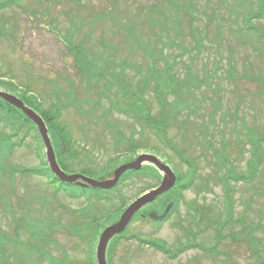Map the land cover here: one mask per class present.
<instances>
[{
    "label": "rangeland",
    "instance_id": "374dc122",
    "mask_svg": "<svg viewBox=\"0 0 264 264\" xmlns=\"http://www.w3.org/2000/svg\"><path fill=\"white\" fill-rule=\"evenodd\" d=\"M1 1L12 4L0 10V90L36 98L44 111L56 103L64 106L60 121L69 134L71 154L80 153L73 166L78 173L92 170L94 178L107 169L110 174L111 166L129 156L124 146L115 145L116 134L110 128L114 125L125 138L139 140L134 143L139 148L136 154L155 155L183 182L185 163L153 131L143 128L138 112L123 111L117 85L111 92L104 86L114 77L130 90L147 82L145 106L159 114L156 76L147 71L151 58L141 50L144 45L149 52L155 49L158 75L179 81L181 92H169L167 100L173 102L180 92L186 107L178 119L187 123L181 131L170 129L167 138L183 157L194 160L196 178L165 222L142 219L146 213L136 218L124 238L109 248L107 262L111 256L110 264H264V0H194L198 11L193 24L200 32L192 34L187 18L182 19L177 37L171 30L169 39L162 35L166 46L155 40L148 21L151 13L158 18L157 12L143 11L155 0ZM99 12L113 14L115 24L109 16L95 19ZM130 23L136 25L139 37L144 34L141 49L126 39ZM78 45L82 52L74 55L70 47ZM84 54L95 65L94 79H88ZM122 101L129 103L130 98ZM6 133L11 128L0 124V137ZM19 136L0 139V235L4 236L0 263L53 264L57 259L88 264L89 255L95 259L99 233L114 221L111 212L121 203L68 198L44 177L11 173V167L37 168L45 160L33 131L20 141ZM253 145L259 160L255 176L248 183L232 180L248 173ZM159 181L143 177L123 182L119 188L124 208ZM225 182L233 202L228 222ZM202 206L211 211L200 217L196 210ZM86 221L104 225L94 241L95 226L85 231L78 227ZM211 221L224 225L217 232ZM254 228L248 238L255 245L252 249L245 241L234 243L229 238L242 229L236 237H247ZM217 235L222 238L214 245ZM150 242L169 250L187 246L186 242L193 247L170 262ZM197 246L214 247L213 256Z\"/></svg>",
    "mask_w": 264,
    "mask_h": 264
},
{
    "label": "trees",
    "instance_id": "16d2710c",
    "mask_svg": "<svg viewBox=\"0 0 264 264\" xmlns=\"http://www.w3.org/2000/svg\"><path fill=\"white\" fill-rule=\"evenodd\" d=\"M11 4L12 1L8 3L7 1L2 2L0 0V10L2 8H6L7 6H10ZM163 4L167 5L166 9H164ZM143 11L150 13L152 11L157 12L158 18H154L151 13V18L148 21L152 28L151 31L155 35V40L161 42L164 46H166V44L162 42V35H164L169 39L170 38L169 30H171L174 32V36L177 37L181 33L179 22L182 19L187 18V21L189 23V28L191 29L192 34H194V32H200L199 28L193 24V21L196 20L195 13L198 11V8L196 7V3H194V0H155V3L150 4L149 8L148 9L145 8ZM158 11L161 13L162 19H160V14ZM112 15L101 14L99 12L97 13V17H95V19L96 18L100 19L109 16L111 17L113 24H115V20ZM251 18H255V16L250 15V19ZM144 22L146 21L144 20ZM135 27L136 25L132 23H130V25L126 27L128 34V35L126 34L127 35L126 39L129 43L137 42L138 48L141 49L142 39L144 37V34H142V36L139 37L136 34ZM79 46L81 45L71 46L70 52H74V55H80L82 49ZM147 47L149 46L144 45L141 50L143 51L146 57L151 58L150 59L151 65L147 67L148 73L154 74L156 76V94H157L156 98L160 105V111L157 116L155 114L150 113L148 108L145 106L143 91L147 87V82H145V84L143 85L137 84L135 90H130L128 88L129 85H125L126 83H124L123 85L124 81L120 80L118 77H114L115 80L113 81V83L107 80L105 81L104 86L106 91L111 92L114 86L117 85L118 91L121 93V96L120 98H118V100L121 101V107L123 111L138 112L145 126L143 128L145 129L147 128L153 131L162 141H164V143H166L171 148L173 152H175L180 157L181 162L185 163V165L187 166V173L184 176V181L181 182V177H179V175L176 174L177 181L175 186L170 191H168L161 197L157 198L153 204L149 205L145 209L146 216L145 218L142 219L149 220L148 212L150 210L154 209L159 213L166 206L168 201H174V205L171 208L169 215L163 220L164 222L177 209V206L182 199L183 191L189 189L192 186L193 180L196 178L197 166L193 159L183 157L178 151L177 145L173 143L171 139L167 138V134L170 129H177L178 131H181L183 130V125L187 123L185 119L182 120L178 119V117L181 115V110L184 107H186L185 99L183 98V96L180 95L181 89H179L180 87L177 86L179 81L176 79L175 76L167 75L168 77L166 79H163L158 75L157 66H156L157 59L155 58V56L157 55L155 54V49L150 48L149 50H151L152 52H149L147 51ZM159 54L160 56H163L162 52H160ZM81 59L83 60L81 61L86 65V70H89V72L91 73V75H88V79L96 78L97 72L95 70V65L92 63L91 60L90 61L88 60L87 54L82 55ZM103 65H104V69L108 68V65L106 63ZM123 69L124 68L122 67L121 71H123ZM175 89H177L180 92L176 95L177 97L173 102H169L167 100V96L169 92L175 93ZM127 97L130 98L129 103L122 101L124 98ZM19 98L25 103V105L33 109L44 120L46 127L48 129V134L51 138L52 145L54 147L56 160L58 162L59 167L67 174L78 173L76 172L77 170L76 171L73 170V166L77 163V162L75 163V160L78 158L80 153L78 154L76 152H73L71 154V150H70L71 140L65 126L60 121L61 110L64 106L61 103H56L55 105H52L48 111H44L41 108L39 101H37L36 98L29 99L24 96H21ZM0 124L11 128V133L2 134L0 139L2 138L5 140L7 137L10 138L20 134L19 136V141H20L22 138L27 137L30 131H33L34 138L37 142V146L39 148H43L35 126L18 109L7 104L2 99H0ZM110 128L116 134V143H115L116 147L121 148L124 146L125 149L130 153L124 162L130 160L133 156L136 155L137 150L139 149L134 147L135 141H139V140L134 139V137L125 138L123 135H121V133L114 125H110ZM204 135L205 133L203 134V136ZM14 145L15 144H12L10 149H12ZM63 146H65L64 152H63ZM253 155H254V159L249 163L248 173L246 175H235L234 177H231L232 180L238 182L241 181L245 183L251 182V180L256 174V170L259 164L257 147L254 145H253ZM40 158L42 159L41 156ZM217 158L222 159V156H218ZM113 168L114 167L111 166L110 170H113ZM10 169H11V173H20L26 177L31 175L44 177L52 186L55 187V190L57 192L64 193L68 198H72V199L82 198L85 199L86 202H94V203L119 201V203H121V207H117V209L111 212L112 214L115 215L114 221L118 219V218L116 219V217L121 213V211H123V208L126 205V201L124 202V200L121 199L122 191L119 188L120 185L123 184V182H125L126 180H129L131 182L134 179L141 180L143 177L147 178L148 181L154 179L157 181V183L160 180V175L157 172V170L152 166L145 165L139 171H129L125 173L120 178V181L117 184V186H115L113 189L100 190V189H92V188H81L75 186L74 184H66L64 182H61L50 172L46 161L43 159H42V163L37 168L11 167ZM79 171L80 174H83L88 177H91V175H96L95 172H92V170H88V169L87 170L83 169ZM99 173L102 174L98 177H106L107 175H109L107 174L108 173L107 169L101 170ZM98 177L96 176L94 178H98ZM223 188H224V213L226 216L225 220H227L226 222H228L232 217L231 213H232L233 202L231 200L232 197H231L230 189L226 182L224 183ZM196 211H199L200 217L201 216L203 217L204 214L207 211L210 212L211 209L207 206H202L201 211L199 209H197ZM136 218H141V215L137 214L135 219ZM153 223L158 224L160 222H153ZM211 223L215 225L217 232L219 231V228L224 225L223 223L221 224L218 221H213V222L211 221ZM240 224L243 225V222L240 221ZM94 226H95V230H94L95 232H93V236L91 239L92 241L96 239L98 233L100 232V229H102L104 225L98 226V224L92 221L78 223V227L84 231ZM16 231H18V229ZM255 231H256L255 228L252 229L250 231L249 236L247 237H243V238L236 237L237 234L239 233L242 234L244 232V229H242L239 233L229 236V238L234 243L245 241L248 247L252 249L255 247V245L253 244V242H248L249 240L248 238L251 239ZM120 236L121 235L116 236L112 240L110 249L113 250V247L121 239ZM2 237L4 239V236L0 235V238ZM221 238L222 237H220V235H217L214 239V245H217L221 241ZM148 245L155 248V250H160V249H162L163 251L167 250L163 245L159 246V243L157 244L155 242H150L148 243ZM256 245L261 247L260 244H256ZM2 246H3L2 243H0V253L2 251ZM197 247L206 250L209 256L211 257L213 256L214 247H212L211 249L208 248L206 249L203 248L202 246H197ZM178 248H179L178 249V254H179L182 251L191 247L188 246L181 249V246H179ZM110 249H109V255H110ZM262 252L264 253V250ZM53 260H55L53 264H70L65 260H57V259H53ZM110 260H111V256H109V262H108L109 264H110ZM0 264H7V263L1 262ZM88 264H96L95 259L92 258L90 255H89Z\"/></svg>",
    "mask_w": 264,
    "mask_h": 264
},
{
    "label": "water",
    "instance_id": "95a60500",
    "mask_svg": "<svg viewBox=\"0 0 264 264\" xmlns=\"http://www.w3.org/2000/svg\"><path fill=\"white\" fill-rule=\"evenodd\" d=\"M0 99L18 109L36 128L41 144L44 148V157L50 172L61 182L74 184L81 188H92L100 190H111L119 182L120 178L129 171H139L142 166H153L161 175V181L157 187L145 192L134 200L120 215L119 219L106 226L99 234L95 247L96 264H107L106 252L109 243L113 238L122 234L133 217L146 206L153 203L158 197L170 191L176 183V175L168 164L153 154L141 153L133 157L107 175L106 177L91 178L81 174H67L58 165L54 148L48 134V129L42 117L33 109L25 105L18 97L3 90H0ZM65 146H63V152ZM173 203H169L161 214L155 211L149 212L148 216L152 221L163 220L170 212Z\"/></svg>",
    "mask_w": 264,
    "mask_h": 264
},
{
    "label": "flooded vegetation",
    "instance_id": "af4514ba",
    "mask_svg": "<svg viewBox=\"0 0 264 264\" xmlns=\"http://www.w3.org/2000/svg\"><path fill=\"white\" fill-rule=\"evenodd\" d=\"M169 203H173V205H174V201H168L167 202V204H166V206L169 204ZM166 206L158 213L156 210H153V211H155L157 214H161L163 211H164V209L166 208ZM143 211V210H142ZM143 213H145V209H144V212H140V215L141 216H143L144 217V214ZM167 220V219H166ZM165 220V221H166ZM164 221V222H165ZM163 222V221H162ZM160 223H161V221H160ZM124 236V234H122L120 237L121 238H124L123 237ZM112 242V241H111ZM111 242L109 243V245H108V248H107V252H106V256L108 257V251H109V248H110V245H111ZM187 243H189L187 246L186 245H180L181 246V249L182 248H184V247H193V243H191V242H186V244ZM162 245V243H160L159 244V246H161ZM166 248V247H165ZM178 249L179 248H176V249H174V250H169V249H167L166 251H163L162 249H160V250H157L160 254H163V256L168 260V261H170V262H173V261H176L177 259H178V257H179V255H181V254H183L185 251H188L190 248H188V249H186V250H184V251H182L181 253H179L178 254ZM209 257H211V256H209ZM169 263V262H168ZM164 264V263H163Z\"/></svg>",
    "mask_w": 264,
    "mask_h": 264
}]
</instances>
